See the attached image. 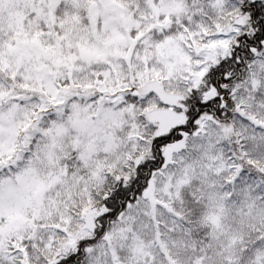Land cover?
I'll use <instances>...</instances> for the list:
<instances>
[{
  "label": "snow or ice",
  "instance_id": "1",
  "mask_svg": "<svg viewBox=\"0 0 264 264\" xmlns=\"http://www.w3.org/2000/svg\"><path fill=\"white\" fill-rule=\"evenodd\" d=\"M0 264H264V0H0Z\"/></svg>",
  "mask_w": 264,
  "mask_h": 264
}]
</instances>
